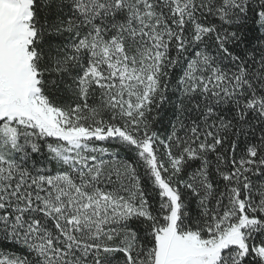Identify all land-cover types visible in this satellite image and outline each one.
Returning a JSON list of instances; mask_svg holds the SVG:
<instances>
[{
  "label": "snow or ice",
  "instance_id": "1",
  "mask_svg": "<svg viewBox=\"0 0 264 264\" xmlns=\"http://www.w3.org/2000/svg\"><path fill=\"white\" fill-rule=\"evenodd\" d=\"M0 264H264V0H0Z\"/></svg>",
  "mask_w": 264,
  "mask_h": 264
}]
</instances>
